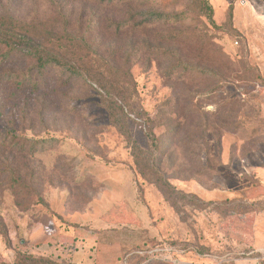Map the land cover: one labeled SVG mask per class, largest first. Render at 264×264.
<instances>
[{
    "label": "rangeland",
    "instance_id": "rangeland-1",
    "mask_svg": "<svg viewBox=\"0 0 264 264\" xmlns=\"http://www.w3.org/2000/svg\"><path fill=\"white\" fill-rule=\"evenodd\" d=\"M206 1L215 28L204 27L205 17L126 26L143 22L146 10L186 9L188 0H0V33L41 41L79 72L50 67L37 90L21 89L7 74L21 75L34 59L17 54L0 62V138L8 145L16 135L60 139L34 156L0 141V264H264V87L257 80H264V0ZM174 29L193 39H170ZM213 43L232 62L213 54ZM174 52L224 77L211 100L198 101L204 116L187 113V95L218 83L166 79ZM98 74L111 91L132 94L128 126L143 147L146 116L155 118L161 102L176 99L166 115L183 124L185 143L195 138L199 147L174 151L168 174L177 189L204 202L199 209L179 216L134 172L102 104L105 91L91 79ZM221 121L238 131L222 129ZM155 125L160 133L163 126ZM206 145L207 156L199 152Z\"/></svg>",
    "mask_w": 264,
    "mask_h": 264
},
{
    "label": "trees",
    "instance_id": "trees-1",
    "mask_svg": "<svg viewBox=\"0 0 264 264\" xmlns=\"http://www.w3.org/2000/svg\"><path fill=\"white\" fill-rule=\"evenodd\" d=\"M102 1L111 3L113 0ZM141 14L144 17L143 22L137 24L136 26H134L132 23H127L126 26L145 29L148 26L154 24L165 23L176 25L190 17H205V20L207 21L206 25H204L205 28H208L209 26L212 28L217 27L212 18V6L206 0H188V7L181 11L162 12L156 10H146L141 12ZM120 27L121 26H119V28ZM185 32L186 31H184V29H174V31L170 33V39L182 43L191 41L193 36H187L185 35ZM40 42L41 41H36L33 38L27 37L26 35H21L12 30L0 33V46H5V50L0 54V62H8L12 60L14 55L17 54L22 55L25 58L34 59L32 64L34 70H32L31 66V69L26 70L25 72L21 73V75L8 72L7 78L9 80H13V85L21 89L24 88L37 90L39 83H41L40 81L43 80L45 71H47V69L50 67H57L63 71L65 70L70 72L71 74L79 73L71 63H68L64 59L55 55L51 49L46 48V46H43ZM211 45L213 46V54L220 57V60L225 61V63L232 62L231 57L223 52L219 45L215 43ZM154 50H156L161 55L172 54V52L167 48H155ZM218 70L216 68L191 63L181 58L179 54L174 52V58L164 69L163 74L166 79L176 84H182L185 81L193 82L197 78L201 77H211L216 79V83L218 84H216L212 90L205 92H199L198 90H195L191 91L190 95H187L190 100V106L187 110V113L191 117H195L196 114L200 116L201 113L198 101H209L214 97V94L220 90V82L221 80H224V77ZM258 75L257 80L264 87V80ZM39 78L40 80H38ZM91 79L99 83V85L102 86L105 91L106 95H104V98H102V104L108 113V118L111 125L122 136L125 146L129 150V154L133 161L134 172L145 182L154 185L156 190L161 194L164 201L167 202L179 216H183L185 210L190 206H192V208L195 210L199 209L200 205L204 204V202L193 193L177 189L170 182V176L168 174V168L173 163L172 157L174 151H178L179 149L183 148L184 145L191 147L193 150L199 147V143L195 138L185 143V141L180 138V134L183 130V124L180 121H173L172 116L166 115L165 107L173 108L176 104V99H166L161 102L158 106L155 118L146 116L144 135L147 138V146L143 147L133 138L128 126V118L125 109L128 108L130 111H133L132 94L130 91L124 88L111 91L109 86H106V83H109V80L106 82L105 79L99 74L93 75ZM172 112L177 115L176 112L178 111L175 110ZM201 115L204 116L202 113ZM155 122L163 126V130L160 133H156L155 131L156 127L158 126L155 125ZM218 125L222 129L233 132H237L239 128L238 125L234 126L233 124L225 121H221L218 123ZM193 127H197V125L193 123ZM16 136L17 137L14 138L9 145L7 144L6 137L0 138V141L2 145L5 146V149L8 148L14 153H25L30 156H34L38 151H47L52 149L58 143V141H60L59 138L53 136L43 138H26L22 135ZM218 142L219 141L217 140V143ZM171 145H173V149H170ZM202 151L206 152V156L209 155L208 145H206L205 148L199 149V152ZM197 160H199V163L196 162V164L200 167L201 158L198 152ZM7 162L9 163L6 165V167L8 168L10 175H15L17 171L11 165V162L13 163V161L7 160ZM18 179L16 178L15 180L17 181ZM21 184L23 187L28 189L24 182L21 181ZM30 258L34 261H45V259L41 257ZM19 262L21 261L18 260L17 264H19Z\"/></svg>",
    "mask_w": 264,
    "mask_h": 264
}]
</instances>
